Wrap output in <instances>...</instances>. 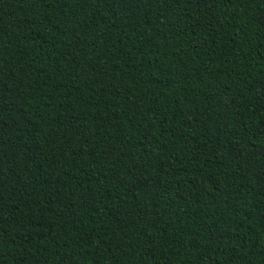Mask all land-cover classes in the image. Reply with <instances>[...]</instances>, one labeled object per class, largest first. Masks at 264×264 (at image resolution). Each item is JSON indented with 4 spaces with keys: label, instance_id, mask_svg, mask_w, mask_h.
<instances>
[{
    "label": "trees",
    "instance_id": "trees-1",
    "mask_svg": "<svg viewBox=\"0 0 264 264\" xmlns=\"http://www.w3.org/2000/svg\"><path fill=\"white\" fill-rule=\"evenodd\" d=\"M0 264H264V0H0Z\"/></svg>",
    "mask_w": 264,
    "mask_h": 264
}]
</instances>
